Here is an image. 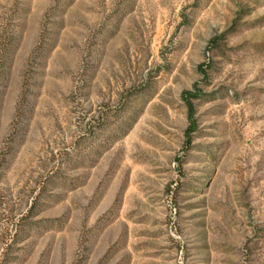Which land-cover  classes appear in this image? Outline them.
Instances as JSON below:
<instances>
[{"label": "rangeland", "instance_id": "obj_1", "mask_svg": "<svg viewBox=\"0 0 264 264\" xmlns=\"http://www.w3.org/2000/svg\"><path fill=\"white\" fill-rule=\"evenodd\" d=\"M0 264H264V0H0Z\"/></svg>", "mask_w": 264, "mask_h": 264}]
</instances>
